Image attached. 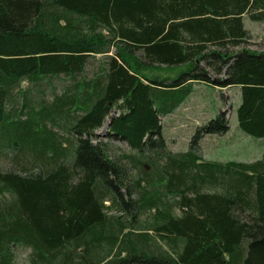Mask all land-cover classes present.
Instances as JSON below:
<instances>
[{
  "label": "trees",
  "instance_id": "obj_1",
  "mask_svg": "<svg viewBox=\"0 0 264 264\" xmlns=\"http://www.w3.org/2000/svg\"><path fill=\"white\" fill-rule=\"evenodd\" d=\"M245 17L264 0H0V264H264V157L204 159L227 110L179 153L161 124L195 84L239 87L238 126L264 138ZM61 77L51 101L21 89ZM115 110L108 137L135 156L94 142Z\"/></svg>",
  "mask_w": 264,
  "mask_h": 264
},
{
  "label": "rangeland",
  "instance_id": "obj_2",
  "mask_svg": "<svg viewBox=\"0 0 264 264\" xmlns=\"http://www.w3.org/2000/svg\"><path fill=\"white\" fill-rule=\"evenodd\" d=\"M244 24L251 34V40L248 44L234 49V51H238L243 47L250 51L263 52L264 23H255L250 21L248 17H245ZM100 62V58L91 59L87 72L95 73L99 68ZM51 80V84L43 83L38 86L23 83L21 89L30 91V96L35 99L43 96L45 100L51 101L54 89L58 92L72 84L71 81L64 77ZM192 90L190 97L181 106V109H185V111L181 112L178 116L161 117L163 135L165 136L169 150L173 153L186 151L197 128L214 119L220 110H227L229 113L230 130L226 134L207 136L203 140L201 148L204 159L221 163L230 161L252 163L263 159L264 138L259 139L250 136L238 126L237 110L242 100L241 89L239 87L219 90L208 85H194L192 86ZM17 95V100L19 101L20 95ZM116 114V110L113 111L106 119L103 128L95 131L94 142L104 141L107 143L108 148L114 156H135L137 152L131 149L127 142L108 137L107 123ZM10 158L0 159L1 169L9 170L15 167L12 156ZM148 171H151V168L148 167ZM135 173L136 171H133L134 176H136ZM29 254L30 251H18V262H28Z\"/></svg>",
  "mask_w": 264,
  "mask_h": 264
},
{
  "label": "crops",
  "instance_id": "obj_3",
  "mask_svg": "<svg viewBox=\"0 0 264 264\" xmlns=\"http://www.w3.org/2000/svg\"><path fill=\"white\" fill-rule=\"evenodd\" d=\"M195 85H200V84H195ZM181 109V107L180 108H178L173 114H172V116H178L179 114H181V112H183V111H185V109L184 110H182Z\"/></svg>",
  "mask_w": 264,
  "mask_h": 264
},
{
  "label": "water",
  "instance_id": "obj_4",
  "mask_svg": "<svg viewBox=\"0 0 264 264\" xmlns=\"http://www.w3.org/2000/svg\"><path fill=\"white\" fill-rule=\"evenodd\" d=\"M109 126V123H107V127Z\"/></svg>",
  "mask_w": 264,
  "mask_h": 264
}]
</instances>
